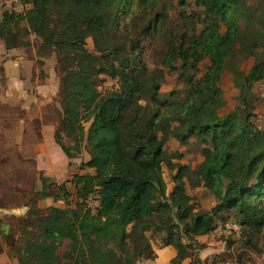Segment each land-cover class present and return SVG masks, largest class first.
I'll use <instances>...</instances> for the list:
<instances>
[{
	"label": "trees",
	"instance_id": "obj_1",
	"mask_svg": "<svg viewBox=\"0 0 264 264\" xmlns=\"http://www.w3.org/2000/svg\"><path fill=\"white\" fill-rule=\"evenodd\" d=\"M260 1L255 8L246 0H196L204 29L197 33L194 25L192 36L176 34L171 0H24L23 13L4 15L0 39L7 49L31 47L35 35L38 54H56L62 110L55 142L73 158L65 139L76 137L89 155L81 169L95 170L68 180L78 191L74 207L36 203L68 201L67 188L54 194L53 183L31 197L16 230L4 232L18 264H138L156 256L150 233L177 249L174 264L187 257L191 264H207L199 257L205 244L198 237L214 231L227 211L241 223L239 248H226L235 262L254 264L252 255L264 254V133L252 121L261 99L252 87L264 81ZM238 19L248 26L241 29ZM167 28L164 60H181L183 87L163 100L160 75L146 63L142 42ZM207 56L211 64L197 77ZM249 57L254 63L245 73L240 62ZM227 68L242 106L221 115L226 100L220 81ZM102 75L117 78L118 87L99 91ZM169 135L204 145L197 168L172 162L164 149ZM164 164L177 170L170 194ZM187 182L209 188L216 204L196 210ZM92 194L94 209L86 201Z\"/></svg>",
	"mask_w": 264,
	"mask_h": 264
},
{
	"label": "rangeland",
	"instance_id": "obj_2",
	"mask_svg": "<svg viewBox=\"0 0 264 264\" xmlns=\"http://www.w3.org/2000/svg\"><path fill=\"white\" fill-rule=\"evenodd\" d=\"M247 5L257 8L260 0H246ZM24 2V0H23ZM172 8L169 16L174 20V30L180 35L189 31L194 34L193 26L199 33L204 25L198 21L200 7L195 5L196 0H171ZM25 3V2H24ZM27 8V7H26ZM194 15L192 18L191 16ZM197 16V18H195ZM196 19V20H195ZM187 24V27L185 26ZM238 25L244 28L246 21L238 19ZM257 25V23H254ZM168 28L164 35H153L145 38L142 46L145 49L144 59L151 70H156L161 79L160 99H168L174 91L181 90V60L174 59L168 63L164 60L167 42L170 39ZM243 41V37L241 35ZM32 46L27 48L7 49L4 41L0 39V264H18L5 240V231L16 230L17 218L28 211L31 197L43 190L44 184H54V194L59 188H67L68 201L48 197L36 203L42 207L57 206L67 208L79 200L78 191L70 181L75 174L86 173L81 169L83 161L89 155L77 139H65L72 148L73 158H69L55 142L54 134L60 120L62 105L59 102L62 74L57 70V56L55 53L38 54L40 41L31 35ZM87 48L94 52L92 38L87 40ZM22 58V59H20ZM254 59L249 57L240 62L246 73L253 65ZM211 64L210 57H205L199 63L197 77H201ZM99 91H107L117 87L114 78L102 75ZM220 86L224 92L226 105L221 114L239 111L240 90L235 86L231 70L224 69L221 75ZM235 88L238 91H235ZM252 91L261 98L256 102L252 121L256 128L264 133V81L254 83ZM228 112V113H226ZM90 123H86L88 128ZM163 137V134H160ZM164 139V145L167 140ZM164 138V137H163ZM185 144V143H183ZM204 145L191 139L185 144V153L173 152L165 148L172 156L174 164H184L192 169L204 160L202 148ZM164 178L167 183V192L170 194L175 187L176 169L163 165ZM61 186V187H60ZM188 193L193 197L196 210H210L216 204L212 191L203 186L191 187L187 182ZM89 208L94 209L98 201L95 195L87 198ZM264 201V199H263ZM239 218L227 211L221 220L217 221L216 228L220 229L217 238L222 240V248H239L240 233L229 230L224 223ZM152 242L156 243L159 235H152ZM264 254L252 255L257 260ZM259 258V259H258ZM236 257L231 251H223L207 261V264H227L235 262Z\"/></svg>",
	"mask_w": 264,
	"mask_h": 264
},
{
	"label": "crops",
	"instance_id": "obj_3",
	"mask_svg": "<svg viewBox=\"0 0 264 264\" xmlns=\"http://www.w3.org/2000/svg\"><path fill=\"white\" fill-rule=\"evenodd\" d=\"M241 69L243 70L242 66H241ZM249 70L246 73H248ZM235 91H238V89L235 88ZM221 115H224V114H221ZM166 147L169 148L173 152L178 151L180 154L185 153V144H183L182 142H180L174 137H170L167 140V143L164 145V149ZM85 171L90 172V173L95 172L93 168H88ZM186 188L188 191V186ZM219 231H220L219 228L218 229L215 228V230L212 231L211 233L198 237L199 241L202 244H205L204 248H201L198 250L199 257L204 262L209 261L214 256L221 254L223 251L226 250V248H222L223 247L222 240H219L217 238ZM152 248L156 254L155 258L154 259H142L138 264H174L172 261L177 256V249L174 246L172 245L164 246L161 244L160 241H157L156 243L152 242ZM257 261H258L257 264H264V256L261 257V259ZM191 262H192V258L187 257L183 261L177 264H191Z\"/></svg>",
	"mask_w": 264,
	"mask_h": 264
},
{
	"label": "built area",
	"instance_id": "obj_4",
	"mask_svg": "<svg viewBox=\"0 0 264 264\" xmlns=\"http://www.w3.org/2000/svg\"><path fill=\"white\" fill-rule=\"evenodd\" d=\"M26 7L27 5L23 2V0H0V20L4 17L6 13H13V14L23 13ZM114 79L118 87V79L117 78ZM224 225L227 229L234 230L236 233L241 232V223L238 220H228L227 222L224 223ZM227 264H238V263L229 262Z\"/></svg>",
	"mask_w": 264,
	"mask_h": 264
}]
</instances>
